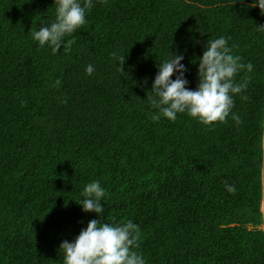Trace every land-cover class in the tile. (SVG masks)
I'll list each match as a JSON object with an SVG mask.
<instances>
[{
    "label": "trees",
    "instance_id": "trees-1",
    "mask_svg": "<svg viewBox=\"0 0 264 264\" xmlns=\"http://www.w3.org/2000/svg\"><path fill=\"white\" fill-rule=\"evenodd\" d=\"M242 3L92 0L53 53L30 33L54 0H0V264H64L61 242L94 218L138 224L146 264H264V14ZM220 36L253 65L227 118L153 120L157 66L183 54L195 89ZM94 180L102 216L78 203Z\"/></svg>",
    "mask_w": 264,
    "mask_h": 264
},
{
    "label": "clouds",
    "instance_id": "clouds-1",
    "mask_svg": "<svg viewBox=\"0 0 264 264\" xmlns=\"http://www.w3.org/2000/svg\"><path fill=\"white\" fill-rule=\"evenodd\" d=\"M54 5V21L30 34L40 46L47 44L53 53H57L61 48L70 50L74 41H65V37L87 22L86 11L92 7V0H84L83 4L81 0H54ZM242 5L250 6L245 5L244 0ZM251 7H259L264 14V0H255L254 4L252 0ZM258 28L264 29V25H258ZM111 55L120 62L123 71L125 56L115 52ZM197 59L199 83L195 89L187 87L189 81L185 76L187 67L182 63L183 54L173 53L157 66L158 72L151 86L153 95L147 97L152 107L158 110L153 114V120L163 116L174 121L178 113L185 112L205 124L227 118L234 104L233 95L247 87L246 83H235L234 77L245 68L252 71L253 65L241 63L225 36L208 40ZM94 72V65L89 63L86 73L91 75ZM174 74L175 79H172ZM226 187L229 192L235 191L232 185ZM105 196V188L100 181L94 180L86 184L78 203L83 211L102 216L104 206L101 201ZM140 238V227L131 220L110 224L94 218L74 240H63L60 250L64 254V264H146L143 255L136 251Z\"/></svg>",
    "mask_w": 264,
    "mask_h": 264
},
{
    "label": "crops",
    "instance_id": "crops-1",
    "mask_svg": "<svg viewBox=\"0 0 264 264\" xmlns=\"http://www.w3.org/2000/svg\"><path fill=\"white\" fill-rule=\"evenodd\" d=\"M232 1L233 3H238L240 0H230Z\"/></svg>",
    "mask_w": 264,
    "mask_h": 264
}]
</instances>
